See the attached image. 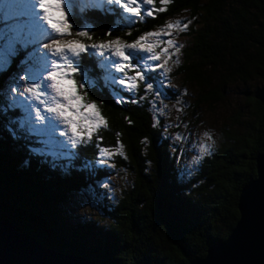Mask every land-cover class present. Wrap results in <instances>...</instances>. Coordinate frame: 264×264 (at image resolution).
Here are the masks:
<instances>
[{
    "label": "trees",
    "instance_id": "trees-1",
    "mask_svg": "<svg viewBox=\"0 0 264 264\" xmlns=\"http://www.w3.org/2000/svg\"><path fill=\"white\" fill-rule=\"evenodd\" d=\"M155 4L161 6L159 0ZM165 7L167 11L155 19L136 24L131 36L125 29L114 31L113 38L119 35L131 42L190 13L195 24L174 76L183 85L198 88L191 109L222 101L233 84H252L254 91L245 97L247 113L236 110L229 119L234 129L223 133L213 155L205 157L199 171L181 184L178 147L163 138L169 132L152 127L153 113L147 102L116 105L100 81L103 94L88 95L100 106L108 125L100 133V146L115 152L119 141L124 155L114 156L115 168L100 171L96 179L124 176L126 183L114 189L115 200L98 220L86 222L67 216L64 207L73 195L89 197L90 181L82 166L95 157V138L93 144L79 149L69 177L61 167L67 161L56 159L55 148L49 152L33 136L15 143L5 121L0 127V220L12 222L46 247L96 264H190L229 236L239 219L241 190L255 179V160L264 149V0H172ZM106 31L107 26L96 28L93 40L107 39ZM17 70L13 60L0 74V89ZM168 94L171 99L167 101L177 102L181 93L169 88ZM14 118L21 120L23 113L16 110ZM161 123L167 124L165 118ZM145 138L147 144L142 143ZM181 196L196 205L194 224L187 220Z\"/></svg>",
    "mask_w": 264,
    "mask_h": 264
},
{
    "label": "snow or ice",
    "instance_id": "snow-or-ice-1",
    "mask_svg": "<svg viewBox=\"0 0 264 264\" xmlns=\"http://www.w3.org/2000/svg\"><path fill=\"white\" fill-rule=\"evenodd\" d=\"M171 2L159 0L161 6L156 7L155 0H0V74L13 60L18 64L6 87L0 89V127L6 121L7 131L17 144L33 136L40 138L49 152L55 148L56 159L67 161L61 167L69 177L79 149L93 144L95 138V157L82 166L90 186L89 198L81 207L87 204L104 213L115 200L111 180L96 177L100 171L115 168L114 156L124 155L119 141L115 152L100 146V133L107 129V121L100 106L88 99L89 92L103 94L100 81L116 105L146 101L153 113L152 127L168 132L170 125L161 121L167 110L164 101L171 99L169 65L170 61L179 64L182 47L172 38V30L187 31L190 21L167 22L131 42L119 35L113 38V32L127 29L125 34L131 36L136 24L155 19ZM113 17L114 24L110 23ZM103 26H107L104 35L108 38L95 42L93 34ZM16 110L23 113L19 121L14 118ZM124 119L131 125L128 117ZM203 135L207 142L199 144L198 154L180 170L177 180L181 184L199 171L205 157L213 155L215 140L210 132ZM163 138L176 142L185 139L180 134ZM142 143L147 144V138ZM173 151H177L175 145ZM180 199L187 206L188 222L194 224L196 205L182 196ZM81 219L86 222L88 218ZM163 219L169 222L167 216Z\"/></svg>",
    "mask_w": 264,
    "mask_h": 264
},
{
    "label": "water",
    "instance_id": "water-1",
    "mask_svg": "<svg viewBox=\"0 0 264 264\" xmlns=\"http://www.w3.org/2000/svg\"><path fill=\"white\" fill-rule=\"evenodd\" d=\"M256 177L239 195V219L222 242L211 245L206 255L190 264H264V149L256 157ZM0 264H96L57 252L8 220H0Z\"/></svg>",
    "mask_w": 264,
    "mask_h": 264
},
{
    "label": "rangeland",
    "instance_id": "rangeland-1",
    "mask_svg": "<svg viewBox=\"0 0 264 264\" xmlns=\"http://www.w3.org/2000/svg\"><path fill=\"white\" fill-rule=\"evenodd\" d=\"M181 20L188 23L187 31H180L173 29V39L178 45H182L181 51L178 54L179 64H174L170 61V67L172 68L169 78L171 80L172 90H179L180 97L178 100L180 103L167 101V110L165 113V120L168 125H170L168 132L169 136H174L176 134L182 135L185 139L183 142H176L172 140L178 147V159L180 160L181 166L183 167L187 161L191 159L192 155L198 154L199 144L201 142H207L204 138V132H210L213 139L215 140L214 148L220 146L222 143V135L226 130H233L230 118L237 111H243L244 115L247 113V103L245 100L246 95L251 94L254 91V86L252 84H240L236 83L229 86L225 90L223 100L212 104H204L198 109H191V104L198 96V88L195 86L183 85L180 79L174 76L176 69L182 63V51L190 43V38L187 34L190 32V28L195 24V21L191 19L190 13L184 12L167 22H175ZM160 29V28H159ZM156 29V30H159ZM155 31V30H154ZM167 83V81H166ZM186 91V95H185ZM182 109V111H177V109ZM179 123L180 127L177 128L175 125ZM230 128V129H227ZM193 145H196L194 148ZM111 184L113 189L118 190L126 180L123 177L120 179L111 177ZM87 195H73L71 199L67 202L64 207L66 215L74 217L78 221H83L82 217H87L89 219L98 220L101 215L100 211L91 208L89 205L84 204V200L88 199ZM101 220V219H100Z\"/></svg>",
    "mask_w": 264,
    "mask_h": 264
}]
</instances>
